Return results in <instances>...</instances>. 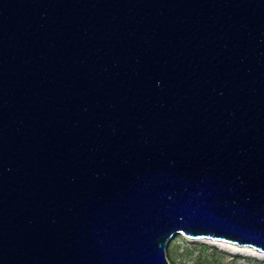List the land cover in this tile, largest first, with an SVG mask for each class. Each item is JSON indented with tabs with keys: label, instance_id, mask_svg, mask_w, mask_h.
<instances>
[{
	"label": "water",
	"instance_id": "water-1",
	"mask_svg": "<svg viewBox=\"0 0 264 264\" xmlns=\"http://www.w3.org/2000/svg\"><path fill=\"white\" fill-rule=\"evenodd\" d=\"M178 233L264 251V0H0V264Z\"/></svg>",
	"mask_w": 264,
	"mask_h": 264
},
{
	"label": "rangeland",
	"instance_id": "rangeland-1",
	"mask_svg": "<svg viewBox=\"0 0 264 264\" xmlns=\"http://www.w3.org/2000/svg\"><path fill=\"white\" fill-rule=\"evenodd\" d=\"M168 264H264V251L214 237L173 236L166 247Z\"/></svg>",
	"mask_w": 264,
	"mask_h": 264
}]
</instances>
